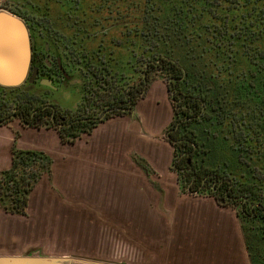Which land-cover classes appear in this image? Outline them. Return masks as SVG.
I'll use <instances>...</instances> for the list:
<instances>
[{
  "label": "trees",
  "instance_id": "1",
  "mask_svg": "<svg viewBox=\"0 0 264 264\" xmlns=\"http://www.w3.org/2000/svg\"><path fill=\"white\" fill-rule=\"evenodd\" d=\"M34 2L37 12L59 22L82 21L97 30V41H110L107 50L115 53L129 52L134 64L173 62L167 70L178 79L183 76L189 103L183 109L187 121L178 132H192V146L175 144L176 156L193 151L176 165L199 162L246 198L240 211L246 247L251 264H264V0ZM103 70L107 74H101L97 90L102 110L110 104L111 87L121 94L124 73L120 66ZM139 162L151 171L146 161ZM52 164L45 151L14 145L12 166L0 172V208L26 214L31 191Z\"/></svg>",
  "mask_w": 264,
  "mask_h": 264
},
{
  "label": "crops",
  "instance_id": "2",
  "mask_svg": "<svg viewBox=\"0 0 264 264\" xmlns=\"http://www.w3.org/2000/svg\"><path fill=\"white\" fill-rule=\"evenodd\" d=\"M162 82L151 85L134 117L100 123L88 143L83 138L63 143L54 131L21 127L16 121L0 124V172L12 166L14 145L50 154L58 143L64 155L51 153V176L45 173L31 191L26 214L0 208V259L20 260L4 264H34L38 252L23 255L34 247H43L47 257L104 261L106 247L94 241L93 233L103 227L123 231L122 237L143 246V262L157 252L165 264L172 259L187 264L178 254L189 246L196 264H251L231 208L211 196L181 192L171 170L173 147L163 138L173 110ZM96 141L97 150L92 146ZM135 156L152 171H145ZM173 215L177 222L171 223ZM54 244L62 246L63 254L47 252Z\"/></svg>",
  "mask_w": 264,
  "mask_h": 264
},
{
  "label": "flooded vegetation",
  "instance_id": "3",
  "mask_svg": "<svg viewBox=\"0 0 264 264\" xmlns=\"http://www.w3.org/2000/svg\"><path fill=\"white\" fill-rule=\"evenodd\" d=\"M0 8L12 10L1 0ZM19 17L29 32L30 70L15 90L0 86V124L16 121L21 127L54 131L63 143H75L83 134H91L100 123L110 118L134 117L138 102L145 98L151 85L158 80L165 81L173 114L163 128V138L173 147L171 170L176 174L177 183L190 187L187 193L211 196L219 205L237 208L240 219L246 198L236 194L229 180L205 172L199 162L194 166L191 161L176 165L179 159L193 154V151L185 150L176 156L175 144L192 146V132H178L187 121L183 109L189 103L184 95L183 76L178 79L167 70L174 65L173 62L159 59L134 64L131 55L120 60L114 50H107L110 41L103 38L97 41V30L86 28L82 21L59 22L56 16L33 13L20 14ZM117 65L124 70L120 79L121 94L118 96L115 87H111L110 104L102 110L99 97L97 102L99 80L101 74H107L103 68H116ZM123 65L131 66L125 68ZM93 123L92 130L86 132ZM18 137L17 131L15 139ZM134 159L140 163L142 158L135 156ZM240 223L243 230L241 219Z\"/></svg>",
  "mask_w": 264,
  "mask_h": 264
},
{
  "label": "water",
  "instance_id": "4",
  "mask_svg": "<svg viewBox=\"0 0 264 264\" xmlns=\"http://www.w3.org/2000/svg\"><path fill=\"white\" fill-rule=\"evenodd\" d=\"M31 44L27 26L21 17L0 8V86L17 87L26 79L30 70ZM39 251L41 257L33 258L34 264H115L104 261H93L73 256L47 257L43 247H34L24 252L30 255ZM5 261H20L1 258Z\"/></svg>",
  "mask_w": 264,
  "mask_h": 264
},
{
  "label": "rangeland",
  "instance_id": "5",
  "mask_svg": "<svg viewBox=\"0 0 264 264\" xmlns=\"http://www.w3.org/2000/svg\"><path fill=\"white\" fill-rule=\"evenodd\" d=\"M1 2L3 4H5V6L12 8V10H14L15 12L22 14V15L23 14L27 15V14H32V13L42 15V13L40 11L37 12V7H35V6H37V4H36V2H34V0H1ZM6 10H8V9H6ZM114 36L117 37L116 34ZM116 55H117V57L121 58L120 60H123V59L127 58L128 56H130L129 52H126V51H119V53H116ZM123 66H125V68H129L131 65H123ZM162 83H163L162 85L165 88H167L165 81H163ZM159 123L160 122H158L156 125H152L151 128H153L155 126L157 127ZM82 138L85 139L86 143H88L89 139H91L93 137H91L89 134L86 133V134L82 135L81 139ZM52 145H53V148L49 151L50 154L47 152L46 153L49 154L50 157H51V153H52V156L57 157V158L64 157L62 151L59 149V148H61V145H59L58 143L56 145H58L59 147H57L55 144H52ZM92 146H93V148H95L97 150V141L95 143H93ZM96 154H97V152H96ZM141 160L146 161L143 158ZM146 163L148 164V166L150 167V169L152 171L151 165L147 161H146ZM49 175L51 176L50 173H49ZM179 187L181 189V192L187 193L186 184L179 183ZM236 209L237 208H231V218H233L234 221L237 220V222L240 224V219L236 216ZM184 211H186L187 216L189 218V216H190V215H188L189 209H185ZM169 218H170V216H169ZM170 222L171 223L177 222V221H174V215H173V217L171 216ZM116 232L117 231L111 232L106 227H103V228L97 229V230L96 229L93 230L94 236L96 237V238L94 237V241L97 240V242L99 244L102 243L104 245V247H106V258H105L104 262H111V263H115V264H163V263L165 264V262L163 260L159 261L158 254H156L157 252H154V254L151 255L150 261L143 262V260H142V257H143L142 252L144 251L143 246H141L140 244L135 245L130 238L122 237L123 231H118L117 233ZM188 239H187V241H188ZM66 247L70 248V246H66ZM59 248L62 249V246L60 245V247H59V245L54 244V246H49L48 249H46V250H47V252H51V253L63 254ZM72 248H74V247H72ZM36 252L39 253V251H36ZM184 252H187V253H182V254H178V255L183 257L184 260L186 259L187 264H191V263L196 264L195 260H193V261L191 260L194 258H191L189 246L186 247V250ZM247 252H248V250H247ZM248 256H249V254H248ZM170 258L172 259V258H174V256L170 257ZM97 261H99V260H97ZM168 263L173 264V259H172V261H170Z\"/></svg>",
  "mask_w": 264,
  "mask_h": 264
}]
</instances>
